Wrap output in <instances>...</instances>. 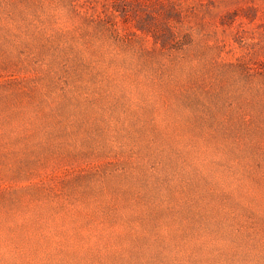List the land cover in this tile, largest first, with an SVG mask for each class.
Wrapping results in <instances>:
<instances>
[{
    "label": "rangeland",
    "instance_id": "obj_1",
    "mask_svg": "<svg viewBox=\"0 0 264 264\" xmlns=\"http://www.w3.org/2000/svg\"><path fill=\"white\" fill-rule=\"evenodd\" d=\"M0 264H264V0H0Z\"/></svg>",
    "mask_w": 264,
    "mask_h": 264
}]
</instances>
